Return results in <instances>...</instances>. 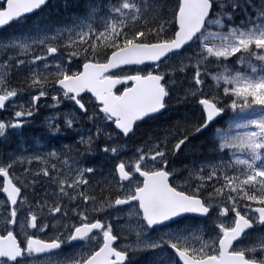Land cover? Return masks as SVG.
<instances>
[{"label":"rangeland","instance_id":"rangeland-1","mask_svg":"<svg viewBox=\"0 0 264 264\" xmlns=\"http://www.w3.org/2000/svg\"><path fill=\"white\" fill-rule=\"evenodd\" d=\"M3 1L0 0V5ZM81 2L82 0H51L39 14L0 31V96L6 98L9 93H18L11 98L5 109L0 110V123L4 125L0 129V136L10 131L16 141L12 148L8 147L6 155L0 154V171L6 170L17 186H23V190L27 187L23 178L30 177L36 180V192L30 191L36 199L35 202L27 204L26 194L29 189L25 190L15 207L18 212L17 225L10 230L19 241L23 240L25 235L43 239L61 236L67 241L69 234L77 225L71 218L72 213L82 222L93 215L101 214L104 220L101 231L107 230L111 224L113 234L120 238L131 235L136 242L139 239L141 243L147 241L159 243L163 236L182 234L190 241V248L206 251L207 256L217 255L218 239L224 232L220 225H224L225 229L233 226L235 209L255 220L258 215L254 207L264 206L253 200L241 198L242 193L238 190L229 189V184L239 185L241 182L254 180L264 167V147H261L264 145V130L260 127L264 125V87H261L264 85V38L250 40L246 35L264 30V0H244L235 3L232 0H218L223 7L215 4L214 14L191 46L179 54L170 56L160 65V73L170 70L172 73L170 76L174 75V79L166 82V88L170 93L168 104H174L175 99L179 98L198 102L197 98H191L192 91L198 88L203 91V97L199 99L206 97L217 102L224 108L226 115L220 119L219 124L213 126L209 137L207 136V142L209 145L210 142L212 144L210 148L205 145L198 149L205 156L192 158L190 160L192 164H187V171L182 173L184 180L179 179L180 181L174 185L179 190L182 188L183 191L195 196L196 185L199 183L202 188L198 196L206 199L204 200L206 204H213L212 215L202 221L184 217L178 224L160 228L153 233L144 227L137 206H124L120 209L111 207L112 203H109L107 195L108 198H114L113 193L121 189L114 165L122 162L126 165L134 164V169L127 167L132 173L137 172L139 168H154L152 161L150 159L145 161L144 157H155L159 152L166 151L170 145H175L178 131L194 130L186 124H196L197 119L191 117L194 112L190 107L175 111L174 118L170 110L165 119L158 120L159 125L164 122L161 129L154 131L158 125L155 121L156 123H150L145 129L148 131L147 135H136L132 144L122 143L119 139L113 138L111 123L98 111L92 97H86L85 101L79 99L84 105L85 102L88 104L85 114L78 111L69 97L61 94L55 83L59 76L63 77L70 69H76L77 59L73 58L74 54L93 57L96 61L104 59V46L107 40L115 38L116 29L125 33L138 21L140 14L146 17L156 6L155 0L105 2L96 0L98 4L94 1L86 3L89 6L91 3L93 8L85 6L83 11L78 12L79 8L75 7H80ZM159 2L164 3V0ZM124 5H130L131 10ZM156 15L161 17V13ZM217 19L222 24H217ZM159 20L157 18L156 22ZM162 25H164L162 21L157 23L159 27ZM233 30L235 35L232 34ZM242 33L245 35H241ZM52 47L59 53L51 57L48 52ZM208 49H212V52L209 53ZM218 51L226 52L227 55H217ZM207 61L211 63L205 65ZM134 71L153 72L152 69L144 67L127 68L121 75L126 76ZM197 72L200 73L203 85L194 87L191 81ZM40 91L47 95L34 104L33 97ZM16 112L22 115L17 117ZM68 120L72 121L70 125L67 123ZM81 120H87L96 129L76 128V122ZM31 123L46 125L48 128L44 131L46 134L59 136L52 142L56 144L59 141V149L56 146L51 148L52 143L42 141L40 135L23 138L21 136L23 128ZM66 132L74 136L73 144L76 146L86 147L95 144V153L99 157L93 151L79 153L80 149L67 150V144L61 142L64 138L62 135ZM138 132H143L142 127H139ZM249 136H256L259 159H256L257 154L252 153L247 147H240V140ZM225 137L240 139L234 141L232 146L220 149L221 140ZM98 138H102L104 142L98 143ZM158 143L159 148L156 147ZM105 148L108 150L105 151ZM113 149L118 154L114 153ZM59 162L61 166L58 165ZM193 165H196L197 169L205 167L203 179L199 171H191L190 174L189 170ZM13 166L23 169L16 171L12 169ZM212 166L216 169L217 175L208 178L209 172L213 170ZM89 169L94 171L89 174ZM41 173H47V176L38 177L37 180V175ZM137 181L138 178L132 180L130 185L125 184L121 197L127 198L129 188L135 187ZM1 188L0 177V230L6 233L5 224L11 221L12 209L8 206ZM260 189L259 184L247 185L249 194ZM96 190L100 192L96 199H99L101 194L105 199L101 201L109 205H95L93 199L85 196L87 192L94 193ZM62 196H69L71 203L75 202L82 206L74 212L71 209L69 214L61 209ZM229 197L235 199V209H232L233 200ZM58 206L60 214L50 215L49 211ZM219 207L230 208L233 214L227 217L218 216L215 208ZM28 208L34 210L38 223L44 220L45 225L50 226L49 230L45 229V232L38 230L33 233L31 214L23 211ZM134 208L137 210L134 211ZM257 227L244 239V243L236 245L233 249L264 264V251L261 250V245H264V225ZM138 232L142 233L140 238ZM98 239H103L100 233L93 241L82 242L74 248L51 256V264L66 258H74L76 252L91 255L96 250ZM251 239L252 242H249ZM123 245L126 243L117 244L115 247L121 250ZM257 253L263 255L255 257ZM149 257L152 264H179L167 244L151 251ZM47 259L49 257L36 258L32 253L30 257L22 260L21 264H42Z\"/></svg>","mask_w":264,"mask_h":264},{"label":"snow or ice","instance_id":"snow-or-ice-1","mask_svg":"<svg viewBox=\"0 0 264 264\" xmlns=\"http://www.w3.org/2000/svg\"><path fill=\"white\" fill-rule=\"evenodd\" d=\"M44 2H45V0H39L36 7H40ZM216 3H218L220 5V7H223V5L218 2V0H208L207 17L205 18L204 25L207 22L208 17L212 14V11H213L212 6ZM145 4H147V3L145 2ZM124 7L129 8V10H131L130 5H124ZM154 11L162 12L163 6L159 5V6L154 7ZM174 15H175V13L173 12V16ZM216 23L222 24V22L219 19L216 20ZM204 25L201 26L200 32L197 33V35L202 33ZM160 31H163V29H161ZM232 34L235 35V30H233ZM241 35H245V34L242 33ZM246 35L249 37L250 40H254L257 37L264 38V30H262L259 33L251 32V33H248ZM144 38H145L144 33L138 32L131 39L133 41H140L141 39H144ZM204 39H207V37H204ZM188 42H190V40ZM176 50H177L176 48H173L171 51L166 52L165 54L161 55L159 57V59H157V60L144 62L143 67L145 69H152L153 75L157 76L158 80L163 81L165 76L169 77L172 73L170 72V70H165L163 72V74H160V65L163 62H165L169 58V56L171 54H173ZM50 51L55 52L58 50L53 49ZM208 51H209V53H211L212 49H208ZM219 54L227 55L226 52L221 53L218 51L217 55H219ZM77 57H78V54L73 55L74 59H77ZM79 59H80V57H79ZM135 66L139 67L138 64ZM126 67H133V65L123 64V65H120L119 68L115 69V70H123V68H126ZM73 75H75V74H73ZM34 83H36V81H34ZM58 83L63 88L65 96H67L70 92H78L79 91V89L77 87H75L74 84L66 83L63 79L59 80ZM173 83H174V81H173ZM191 84L194 87H196V85H203V82L200 80V73L199 72H197L196 75L192 78ZM261 87H264V85H261ZM17 94L18 93H9L8 96L3 100V102L0 103V109H5L6 106L8 105V102L11 100V98L15 97ZM46 95L47 94L44 91H40L36 96L33 97V103L34 104L38 103L40 101V99L42 97H45ZM84 95H88V93L84 92L83 95H81L79 98L82 99ZM168 95H169L168 92H161L160 96L157 97V99L155 101V107L153 109H151V111H155L157 109H163L166 106L163 101L165 100V97H167ZM193 97L197 98L199 104L203 108V119H202V121H200L199 126H197L196 124H191V125L186 124V126H190L191 128H194L195 131H194V133L192 131L189 132L183 139H180L175 143V145L173 146V149H172V152L174 155L176 154V152L181 150V146L187 141V139L190 136H192L196 132L200 131L202 128H204L207 125V123L211 122L214 119V117H216L217 115L220 114V110H219L218 106H217V111L215 113H209L205 109V104L203 102L204 99H199V97H203V91L201 89L197 88L196 90L192 91L191 98H193ZM210 102L215 103L212 100ZM233 107H234V105H233ZM81 111L86 114L87 108H81ZM29 114L31 115V113H29ZM21 115H22V113H20V112L15 113V116H17V117H20ZM105 115L106 116L108 115L107 112L105 113ZM204 120H207L208 122L203 123ZM67 123L70 125L72 123V121L68 120ZM3 127H4V125L2 123H0V129H2ZM260 127L262 128V130H264V125H261ZM133 129H134V126H132V125L125 128L124 129V135L127 136L128 133L130 131H132ZM257 135H259V134H257ZM239 139H240L239 137H232V138L225 137L221 140L219 147H220V149H225L226 147L232 146L233 142L236 140H239ZM156 147L159 148V143L156 145ZM240 147H247L252 153L257 154L256 159L260 158V156L258 154V149H257L256 136H249L245 139L240 140ZM261 147H264V145H261ZM104 150L107 151L108 149L105 148ZM140 151L142 152L143 149H140ZM113 152L118 154L115 149H113ZM167 156H168V153L166 151H162V152H159V154L155 157H144V160L147 161L150 159L154 166L157 163H159L160 168L163 169V172L161 174L167 176L168 171L170 170V168H169V161L170 160L167 158ZM117 167L119 169L120 166L118 165ZM126 167H130V168L134 169L135 165L134 164L125 165V169H126ZM141 167H143V164L141 165ZM187 167L188 166L186 165V168ZM212 168H213V170L211 172H209V170H208V172H209L208 178H211L212 175H217V171L214 168V166H212ZM88 171L90 174L91 172L94 171V169H89ZM189 171H190V174H191V171H199L201 173V179H203L205 176V167L197 169L196 165H193V167ZM174 173H175V170L172 169V174H174ZM44 175L47 176V173H44ZM0 176L3 177L2 174H0ZM134 177L138 178V181H137V184L135 187L129 188L128 198L127 199L118 198L115 201L114 206L111 205V207L114 209H120V207L124 206V205L139 206V211L142 213L141 219L146 221L145 225L147 227H145V225H144V227L146 229L152 227L153 225L164 223V222L170 220L171 218L176 217L180 214H184V213L196 212V213H201V214L207 215V214H209L210 209L214 208L212 203L206 204L204 201L199 199L198 192H199L200 188H202V186L199 183L196 185L197 195H195L191 199H187L183 206L176 207V208H170V209L161 211L159 209H154V208L150 207L147 203L141 205L140 204V197L137 196L135 193H136L137 189L142 185L144 178L141 177L138 172L133 171L132 175L128 176L126 179H120L119 173H118V179H119V183L121 185L120 190L123 191V186L125 184L130 185V182L133 180ZM169 181H170V177H169ZM124 182H126V183H124ZM17 183H19V181H17ZM248 183L259 184L261 186V189L258 192H253L252 194H249L247 191ZM229 189H230V191H237L238 190L240 193H242L241 198L253 200L259 204L264 205V167H262L260 169L259 176L256 177L254 180L249 181V182H241L239 185L229 184ZM3 192L6 193V190L3 189ZM19 195H22L21 191L17 194V196L14 200L10 199L7 196V198L11 202V205L15 206L18 204L17 197ZM174 195L179 197L182 194L181 193H174ZM229 198L233 200L232 209H235V199L232 197H229ZM215 209H216V214L218 216L227 217V216H230L233 214L232 209L227 208V207H219V208H215ZM136 210L137 209L134 208V211H136ZM23 211L27 214H31L33 233L37 232L38 230L41 232H45V229L49 230V227H50L49 225L41 226L40 224H38L37 215L34 213V210L32 208L24 209ZM255 211L259 213V215L257 216V221H259L261 224H264V207L257 208ZM49 213H50V215L53 213H54V215H59L60 214V207L58 206L54 209H51L49 211ZM17 219H18V212H17V209L15 207H13L12 211H11V221H10V223L5 224V231H6V235H4L5 237L10 236V238L15 239L16 235H14V232L10 229H14L16 227ZM235 224H236V227L231 232H229L227 229H225L224 225H220L222 230H224V232H225V239L229 238V236L236 237L238 239L242 236V234L245 232V230L249 229L252 226L251 221H249L246 217L241 216L238 209H235ZM93 227L97 230H101V229H103V224L100 221H97ZM88 233H90V232L87 229H77L75 234L73 236L69 237L68 242L79 239V238H83V237H86L88 239V237H89ZM137 235L140 238L142 233L138 232ZM100 236L103 238V243L101 244L100 240L98 239L97 244L100 248L104 249L108 253V257H109L108 258V264H126V261H128V259H129L128 254L132 253L133 256H135L136 254H138L141 251V246H143L144 251H153V250L157 249L158 247H161L163 244H167L168 246H170L171 249L175 250V253L180 258V261H182V264H204V260L207 256L206 251H202L201 249H197V248H190V241L186 238L185 235H182V234H176V235H173L172 237L163 236L161 238V240L159 241V243H152V242H148V241L141 243V242H139V239H138L137 240L138 242H136L135 244L123 245L121 247V250H117V248L114 247V242L117 241V236L113 235V230H112L111 224H109L107 230H103L100 232ZM37 240H39V238H37L36 236L25 235L23 240L16 242L15 246L13 247V249L11 251H9L8 249L0 251V264H21L22 260L30 257L33 252L38 253V254H44V253H47L51 250L58 249V248H60V246L62 244H64L63 240H61L59 238V236H57V238L54 240L40 241L38 243H33V241H37ZM261 250L264 251V245H261ZM95 255H96L95 252H93V254L91 256H89L87 253L76 252L74 258H66L63 261H57L56 264H93V257ZM47 257H49V259L43 261L42 264H51L50 256H47ZM113 257H114V259H113ZM244 259L246 260L247 256H245Z\"/></svg>","mask_w":264,"mask_h":264},{"label":"water","instance_id":"water-1","mask_svg":"<svg viewBox=\"0 0 264 264\" xmlns=\"http://www.w3.org/2000/svg\"><path fill=\"white\" fill-rule=\"evenodd\" d=\"M47 1L48 0H45V2L40 7H36L39 0H5L4 7L0 8V29L25 15L35 12ZM179 1L180 5L176 13L175 21L176 31L172 39L152 44L131 43L112 52L105 63H86L82 67L81 73H79L77 76H71L67 79H63L66 83L74 84L75 87L79 89L78 92H70L73 94L74 98H77L78 95L87 92L91 96L95 97L97 102L103 103L104 107H102L101 110H106L113 118L119 119V121L116 122L115 127L123 135L125 128L129 127L130 125L133 126L140 120L159 114L163 111L164 108L157 109L155 111H151V109L155 107V101L157 97L160 96V93L165 91L160 83V80L157 79V76L149 75L147 77H132L131 80L135 82L134 85L131 88L125 90L121 96H106L104 92L108 91V87L104 84L105 82L99 80V77L104 73L115 71V69H118L119 66L123 64L142 65L146 61L157 60L161 55L171 51L173 48H176L177 50L175 52H178L191 43V41L197 36V33L200 32L201 26L204 25L205 18L207 17L208 0ZM189 40L190 42H188ZM57 86L63 89L58 82ZM3 100L4 98L0 97V103H2ZM203 102L205 104V109L209 113H215L217 111V108L213 103L206 101ZM78 106L80 109L83 108L81 104H78ZM222 114L223 112L220 110V114L216 117H220ZM216 117H214V119ZM207 122L208 121L205 120V123ZM211 122L207 123L204 128H206ZM130 133L131 131L128 134ZM119 166V169L118 167L116 168L117 176L119 173L120 179H126L129 174L125 172L122 165ZM0 174L3 175L4 180L2 193L9 205L14 207L11 205V202L7 196L14 200L20 190L15 186L6 172H1ZM143 178L142 186L138 188L135 193L140 197L141 205L147 203L150 207L163 211L170 208L183 206L187 199L192 198L186 196L183 193H181L182 195L179 197L174 195V193L179 192H176L168 185L167 179L169 176L162 175L161 172L148 175L143 174ZM3 189L6 190V193L3 192ZM19 196L17 197V200ZM187 214L201 218H204L208 215L196 212L184 213L173 217L164 223L153 225L150 228L164 225L173 219ZM95 224L96 223L82 224L78 226L74 229L72 236L75 234L77 229H87L89 232L95 230L93 227ZM251 224L252 226L245 230L244 233L252 229L253 223L251 222ZM235 227L236 224L233 228L228 229V231L231 232L235 229ZM238 239L232 236H229V238L225 239L224 233L218 241V256H207L204 260V264H259L258 262L249 261L247 259L245 260V256L242 253H232L230 251L232 245ZM77 240L78 239L70 241V243H73ZM40 241L41 240L39 239L37 241H33V243H38ZM16 242V237L15 239H12L10 236L5 237L0 235V251L5 249L11 251ZM57 250L58 249H54L44 254H48ZM171 250L176 255L179 263L182 264V261H180V258L175 253V250ZM95 253L96 255L93 257V264H108V253L104 249L100 248ZM35 254L43 255L38 253Z\"/></svg>","mask_w":264,"mask_h":264},{"label":"bare ground","instance_id":"bare-ground-1","mask_svg":"<svg viewBox=\"0 0 264 264\" xmlns=\"http://www.w3.org/2000/svg\"><path fill=\"white\" fill-rule=\"evenodd\" d=\"M84 1V2H83ZM88 1H93V0H82V4H81V6L80 7H75V8H79V11L78 12H80V11H83L84 10V8H85V4L88 2ZM105 1H107V0H105ZM105 1H103V2H105ZM178 106L176 107V110H178ZM153 123H156V122H153ZM84 127H94L93 125H91V124H89V122H87V120H81V121H79V122H76V128H84ZM95 128V127H94ZM96 129V128H95ZM44 131H47V126L46 125H41V126H39V125H37V124H34V123H31V124H29V125H26L24 128H23V130H22V137L24 138V137H31V136H33V137H35V136H38V135H40V139L42 140V141H44V142H46V141H48V142H52L51 141V139L48 137V135L44 132ZM178 133L179 134H177V138L176 139H178V138H180L182 135H187L188 133L187 132H181V131H178ZM62 137H64L63 139H62V141L61 142H63V143H65V144H67L66 145V148H67V150H68V148H69V150L70 151H72V149L74 148L75 150H73V151H77V149H80V151H79V153H83V152H89V151H93V153L95 154V155H97L95 152H96V150H95V144L94 145H92V146H86V147H84V146H80V145H78V146H76V145H74L73 144V142L75 141V139H74V136L73 135H69V133L68 132H66V133H64L63 135H62ZM189 140H191V145H192V150L191 151H189V152H187L186 154H185V159H190V158H195V157H198V156H200V155H202V153H201V151L200 150H198V149H200V148H203L205 145H207V146H209V143L207 142V135H201V136H197V137H192V138H190ZM204 141L205 143L202 145V146H200V147H198V144L197 145H194L195 143H198V141ZM101 142H104V140L102 139V138H98V143H101ZM14 143H16V141H15V139H14V137H13V135L11 134V132L9 131V132H7L6 134H4V135H1L0 136V154H1V156L4 154V155H6V151L8 150V147H9V149L10 148H12L13 146H14ZM98 143H97V145H98ZM55 146H56V148L57 149H59V147H60V142L58 141L56 144H55ZM99 146V145H98ZM65 148V147H64ZM60 151H62V150H60ZM69 152V151H68ZM98 156V155H97ZM99 157V156H98ZM103 157V156H102ZM35 162V161H34ZM39 163V162H38ZM36 164V163H35ZM54 165V164H53ZM58 165H60L61 166V164H60V162H59V164ZM158 165H159V163H158ZM185 166L187 165V164H184ZM25 166V165H24ZM23 166V167H24ZM57 166V165H56ZM27 167V166H26ZM21 168L22 167H19V166H13V170H16V171H19V170H21ZM23 169V168H22ZM26 170V169H25ZM27 170H28V168H27ZM57 171H58V173L60 172V168H58L57 169ZM184 174V173H183ZM180 178H181V180L183 181L184 180V177L182 176V173H181V176H180ZM23 180H24V183L26 184V186L28 187H26L25 189L26 190H28L29 189V191L27 192V194H26V196H27V198H28V201H29V203L30 204H32V203H34L35 202V197L31 194V192L30 191H32V192H36V189H35V185H36V180L35 179H32V178H30V177H25V178H23ZM29 180H31V181H29ZM37 180H39V179H37ZM27 181L29 182V183H27ZM35 181V182H34ZM69 183V182H68ZM21 187L23 188V186L21 185ZM25 191V190H24ZM26 192V191H25ZM98 193H100V192H97V190H96V192H94V193H91V192H87V194H85V196H89V198H91V199H93L94 201L95 200H97L96 199V196H97V194ZM103 195H101L100 194V198L98 199V200H105L104 199V196L102 197ZM107 199H108V197H107ZM60 204H61V209L62 210H64L65 212H67V210H70V212H71V209H72V212H74L75 210H78V208L79 207H81L82 206V204H77V203H75V202H70V199H69V196H62L61 198H60ZM56 205V204H55ZM44 212V211H43ZM79 213H81L80 211H78Z\"/></svg>","mask_w":264,"mask_h":264},{"label":"trees","instance_id":"trees-1","mask_svg":"<svg viewBox=\"0 0 264 264\" xmlns=\"http://www.w3.org/2000/svg\"><path fill=\"white\" fill-rule=\"evenodd\" d=\"M98 1H105V0H98ZM113 1V0H111ZM233 1H239V0H233ZM243 1V0H240ZM156 6L162 5L163 6V11L162 12H157L153 11L152 13H149L146 17L142 15L137 23L133 26V28L130 30L129 28V33H123L119 34V32H116L115 38H112L110 40L106 41V46H104V56L109 54L112 50L122 46L123 44L133 41L131 38L135 36L136 33L138 32H143L144 33V39H141L140 41L142 42H154L158 40H163L169 38L171 35H173L175 31V23H174V17L173 12L175 13L178 0H164V3H160L159 0H155ZM155 6V5H154ZM155 6V7H156ZM156 13L160 14L161 17L156 15ZM159 18L160 20L156 22V19ZM163 22L164 25L162 26H157V23ZM160 25V24H159ZM158 27V29H157ZM157 29V30H156ZM161 29H164L163 31H160ZM118 37V38H117ZM127 41V42H126ZM105 42V40H104ZM103 42V43H104ZM83 60H88L87 56H84L82 58ZM96 60L93 57H90V60ZM198 141V140H197ZM205 142L204 141H198V143H195L194 145L198 144V147L202 146ZM115 196V194L113 193ZM109 195H107L108 197ZM110 198V197H109ZM108 198V199H109ZM67 213H71L70 210H67ZM43 221V220H41ZM77 223H81L78 221ZM138 264L143 261V257L138 256Z\"/></svg>","mask_w":264,"mask_h":264},{"label":"flooded vegetation","instance_id":"flooded-vegetation-1","mask_svg":"<svg viewBox=\"0 0 264 264\" xmlns=\"http://www.w3.org/2000/svg\"><path fill=\"white\" fill-rule=\"evenodd\" d=\"M79 63H77L76 64V66H75V72H77L78 70H79ZM125 70V69H124ZM124 70H119V71H116V72H114V73H110L109 74V76L110 77H117L118 79H119V83H118V85H117V87H115V89L113 90L114 91V93L115 94H120L121 92H122V90H124V89H126L127 87H129L130 85H131V82H130V76H132L135 72H130V73H128L126 76H122L121 74H123V72H124ZM71 73H74V70H71L70 69V71H68L67 72V74H71ZM119 73V75H117ZM144 73H147V72H144ZM164 79L166 80V78L164 77ZM61 94H63L62 92H61ZM64 95V94H63ZM66 97H69L71 100H72V102H74V100H73V98L71 97V96H69V95H67ZM86 97H88V95H84L83 96V98L81 99V100H83V101H85L86 99ZM85 106H86V108H88V104L85 102ZM167 106V105H166ZM97 108H98V110H99V107H98V105H97ZM167 112V111H166ZM102 116H104L107 120H108V122L109 123H111L112 125H113V120L107 115H105V113H102ZM201 116V115H200ZM166 117V116H165ZM165 117H164V119H165ZM192 117V116H191ZM202 117H201V119H197L196 120V122H200V120L202 121ZM48 129V128H47ZM152 131V130H151ZM49 132H50V130H49ZM153 133H154V131H152ZM147 133H148V131H143L142 133H141V135H147ZM194 133V132H193ZM200 133H198V132H196L195 134H193L192 136H190L188 139H187V141H189V139L190 138H192V137H197V136H200L199 135ZM48 135V137L51 139V141L53 142V141H55V140H53L54 138L55 139H58L59 138V136L57 137L56 135H54V134H47ZM113 136V138L114 139H119L120 140V142H130V141H134V135H131V136H128V137H123V136H121V135H119L118 133H114V135H112ZM186 135H182L180 138H178V139H176V141H178V140H180V139H183L184 137H185ZM174 142H175V140H174ZM185 144H186V142L181 146V150L180 151H178V152H176V154L174 155L173 154V152H172V149H173V146L174 145H170V147H168L167 148V150H166V152L168 153V156H167V158L170 160L169 161V168H170V170L168 171V173L171 175L170 176V184L172 185V186H174L175 185V183L180 179L181 180V178H180V176H181V173H183L182 172V170H183V166H184V163H185V154H186V151L184 150L185 149ZM52 147H55V144H51V148ZM172 156V157H171ZM126 165V164H125ZM127 168V167H126ZM174 169L175 170V173L174 174H172V169ZM128 169V168H127ZM162 168H160V166L159 165H155L154 166V168H152L151 169V167H145V168H139V169H137V172L139 173L140 171H146V172H157V171H160ZM128 170H130V169H128ZM131 172V171H130ZM136 179V177H134L133 178V180H135ZM179 180V181H180ZM175 187V186H174ZM175 188H177V187H175ZM178 189V188H177ZM91 222H92V220H91ZM100 233V231H97V232H94V233H91L90 235H89V237H88V239L86 238V237H84L82 240H81V242H87V241H93V240H95V238H96V236H98V234ZM57 237H53V238H51L50 240H54V239H56ZM59 238L61 239V240H63V238L61 237V236H59ZM103 240V239H102ZM102 240H100V243L102 242ZM75 245H67V244H62V249L61 250H63V249H71V248H73ZM96 247H98V245L96 246Z\"/></svg>","mask_w":264,"mask_h":264}]
</instances>
